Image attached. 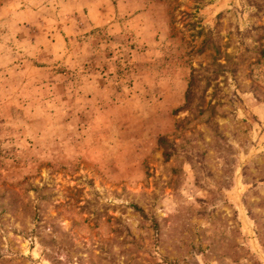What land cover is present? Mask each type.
<instances>
[{
    "label": "rangeland",
    "instance_id": "obj_1",
    "mask_svg": "<svg viewBox=\"0 0 264 264\" xmlns=\"http://www.w3.org/2000/svg\"><path fill=\"white\" fill-rule=\"evenodd\" d=\"M0 264H264V0H0Z\"/></svg>",
    "mask_w": 264,
    "mask_h": 264
}]
</instances>
